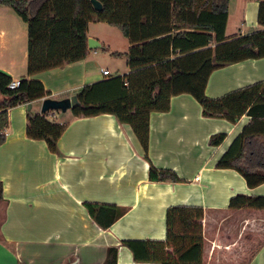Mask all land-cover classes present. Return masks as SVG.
<instances>
[{"label": "crops", "instance_id": "crops-1", "mask_svg": "<svg viewBox=\"0 0 264 264\" xmlns=\"http://www.w3.org/2000/svg\"><path fill=\"white\" fill-rule=\"evenodd\" d=\"M259 5L260 0H230L226 37L262 30ZM93 23L88 38L99 41L102 50H89L82 61L29 76L28 27L10 8L0 7V71L13 80L41 81L56 100L128 75L129 41L114 48L91 33ZM106 54L113 72L101 63ZM102 70H109L111 77H104ZM262 82L264 58L246 60L214 71L206 95L219 99ZM42 100L30 104L32 111L41 114ZM28 106L8 110L6 141L0 146V264H105L113 247L119 248L118 264H149L135 262L121 242L165 241L169 208H227L237 195L264 197V184L251 189L237 171L217 168L249 123L247 116L236 124L205 118L191 95L173 97L168 112L150 115L146 155L132 128L114 115L55 113L53 121L66 130L58 142L59 154H53L45 141L27 137ZM220 133L227 135L224 143L210 146V138ZM151 164L175 172L181 182H151ZM85 203L116 205L126 213L103 230ZM250 264H264V246Z\"/></svg>", "mask_w": 264, "mask_h": 264}, {"label": "trees", "instance_id": "trees-1", "mask_svg": "<svg viewBox=\"0 0 264 264\" xmlns=\"http://www.w3.org/2000/svg\"><path fill=\"white\" fill-rule=\"evenodd\" d=\"M0 0L28 27V74L60 68L84 60L88 53L89 24L118 28L129 41L125 55L130 73L84 87L78 94L76 117L114 115L129 125L148 155L150 115L170 110L173 97L191 95L205 118L238 123L250 118L224 155L218 169L237 171L251 189L264 184V82L231 92L219 99L206 95L212 73L228 65L264 58V0L258 24L262 30L226 37L230 0ZM114 56L121 54L113 53ZM13 79L0 71V146L6 141L8 110L50 98L38 80ZM127 84V86H126ZM56 112L27 113V137L45 141L59 154L58 142L66 125L53 121ZM227 135L210 138L219 147ZM151 182H181L170 170L152 164ZM0 181V201L3 199ZM90 217L103 230L125 215L116 205L85 203ZM165 241L121 242L134 261L149 264H250L264 246V197L237 195L227 208L171 207L167 211ZM119 248L108 251L105 264H118Z\"/></svg>", "mask_w": 264, "mask_h": 264}, {"label": "water", "instance_id": "water-1", "mask_svg": "<svg viewBox=\"0 0 264 264\" xmlns=\"http://www.w3.org/2000/svg\"><path fill=\"white\" fill-rule=\"evenodd\" d=\"M91 3L96 12L103 11V5L98 0H91ZM104 47L100 44L99 41L88 38V49L90 51L102 50ZM1 99V97H0ZM80 105L79 99L77 96H72L71 98H65L61 100H56L52 98H44L42 100L41 114H46L48 112H56L65 114L68 111H72ZM29 110H32V106H28Z\"/></svg>", "mask_w": 264, "mask_h": 264}, {"label": "rangeland", "instance_id": "rangeland-1", "mask_svg": "<svg viewBox=\"0 0 264 264\" xmlns=\"http://www.w3.org/2000/svg\"><path fill=\"white\" fill-rule=\"evenodd\" d=\"M233 8V7H232ZM233 15V12H232ZM234 16V15H233ZM233 22V21H232ZM234 25L232 24L230 27V33H232L234 31ZM91 33H93L94 35H96V37H102L104 40L108 41L109 43H111L110 45L114 48H122L123 44H126V38L122 35L121 31L116 28V27H112L108 24L105 23H93L91 25ZM102 53H106L105 51H100V54ZM101 58L103 55H100ZM104 59H101V63L102 65L105 64V66L110 69L111 72L115 71V67L109 62L110 56L106 54L105 57H103ZM120 64V63H118ZM120 67V65L118 66ZM61 114V113H59Z\"/></svg>", "mask_w": 264, "mask_h": 264}, {"label": "built area", "instance_id": "built-area-1", "mask_svg": "<svg viewBox=\"0 0 264 264\" xmlns=\"http://www.w3.org/2000/svg\"><path fill=\"white\" fill-rule=\"evenodd\" d=\"M102 75L104 76V77H111V73H110V71L109 70H102ZM20 85H21V81L20 80H13L11 83H10V85H9V89L10 90H15V89H18L19 87H20ZM126 86H127V84H126Z\"/></svg>", "mask_w": 264, "mask_h": 264}]
</instances>
